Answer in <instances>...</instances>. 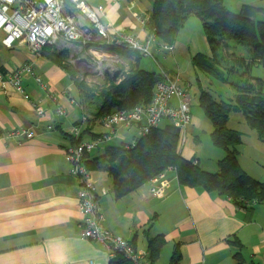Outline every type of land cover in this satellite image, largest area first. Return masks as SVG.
<instances>
[{
  "label": "crops",
  "instance_id": "0c3cea01",
  "mask_svg": "<svg viewBox=\"0 0 264 264\" xmlns=\"http://www.w3.org/2000/svg\"><path fill=\"white\" fill-rule=\"evenodd\" d=\"M86 2L103 5L104 19L112 27L139 39L146 37L138 17L150 10L152 0ZM222 2L233 12L243 5L256 7L255 19L264 21V0ZM189 20L192 17L185 24ZM5 49L11 54L1 62L0 68L9 71L26 62L41 78L44 87L31 76L24 77L22 85L32 99L40 100L44 114L38 115L20 94L0 89V264H89L90 261L109 264L105 247L81 235L79 181L71 174L64 156V149L72 140L69 128L84 114L76 87L63 69L42 56V51L37 55L26 45L17 44ZM162 67L171 74L178 72L176 66ZM151 71L155 70L151 68ZM258 77L264 79V75ZM184 79L180 85L187 90L191 84ZM63 91L67 95H62ZM56 103L65 110L63 116L56 113ZM190 115L186 145L180 154L194 159L202 169L215 172L217 161L226 152L211 143L212 124L192 112ZM87 119L85 126L90 131L82 135L83 140L93 139L104 131L100 118L95 120L87 114ZM227 126L243 133L237 147L239 164L252 177L264 182V142L249 128L241 112L231 113ZM95 127L101 129L95 132ZM22 129H32L35 134L31 138L8 135ZM137 136L135 127H120L110 141L117 140L113 146H120ZM107 142L89 154H102ZM101 146H104L102 152L94 154ZM244 151L251 156L247 165L241 160ZM90 176L98 191L108 190L107 194L98 196V204L104 216L103 226L112 234L143 252L147 251L149 237L164 238L153 264H168L175 247L180 253L179 264H235L236 240L241 244L242 264H264V202L250 201L237 206L216 192L179 184L171 168L164 172L165 186L160 197L154 196L150 184L145 183L116 198L107 173L91 170Z\"/></svg>",
  "mask_w": 264,
  "mask_h": 264
},
{
  "label": "trees",
  "instance_id": "16d2710c",
  "mask_svg": "<svg viewBox=\"0 0 264 264\" xmlns=\"http://www.w3.org/2000/svg\"><path fill=\"white\" fill-rule=\"evenodd\" d=\"M257 12L258 9L250 5H243L238 12H233L224 6L222 0H152L150 10L141 15L146 19L147 37L154 36L160 46L173 45L177 32L188 18H198L211 55L195 54L191 60L192 65L200 72L228 82L235 90L234 99L225 102L216 101L199 86V106L212 124L210 141L226 153L217 161L215 172L202 169L194 159H186L180 154L179 130L168 123L140 136L136 145L129 150L120 146H106L100 155L85 154L84 164L87 169L102 171L111 177L112 192L116 198L129 194L148 183L152 177L171 168L179 184L216 192L230 198L237 206L250 201L264 202V182L243 170L238 161L237 147L242 142L243 133L227 126L229 115L241 112L249 128L256 131L259 140L264 142V79L250 75L252 66L264 67V21L255 19ZM236 45L246 47L247 55L234 52L232 49ZM101 48L130 62L120 76L122 79L118 81V77L106 76L99 87L98 84L89 85L77 75L68 63L67 51L55 53L46 46L41 53L44 58L63 69L74 83L84 112L81 119L84 117L86 122L85 106L96 120L114 110L131 109L138 104L150 103L154 86L160 79L157 71L140 67L143 55L137 50L116 45H103ZM0 71L4 69L0 68ZM236 73H240L237 82L229 81L225 76ZM89 131L86 124L83 134ZM78 141L72 139L71 143ZM163 244L164 238L160 235L148 238L149 264L156 261ZM235 245V264H242L241 244L236 240ZM179 263L180 253L175 247L168 264ZM109 264L132 263L117 254L109 260Z\"/></svg>",
  "mask_w": 264,
  "mask_h": 264
},
{
  "label": "built area",
  "instance_id": "2783aa9c",
  "mask_svg": "<svg viewBox=\"0 0 264 264\" xmlns=\"http://www.w3.org/2000/svg\"><path fill=\"white\" fill-rule=\"evenodd\" d=\"M104 18L103 5L93 6L86 0H0L1 44L8 49L15 44L26 45L32 53L37 55L43 48L50 45H63V49L77 47L81 52L91 56L93 65L97 63L99 73L103 75L108 70H114L112 63L108 61H114V63L120 61L118 55L101 48L103 45L126 47L137 50L143 56L152 57L148 46L154 40V36L146 35L144 39H139L126 34L123 29L112 27L111 23ZM138 19L142 30L146 32V19L141 16ZM86 46L89 47L85 49ZM161 47L169 53L173 51L172 45L162 44ZM104 59L108 62L105 64L108 69L99 63ZM153 60L158 66L155 71L159 73L160 79L154 86L150 103L138 104L131 109L114 110L103 116L100 122L104 131L89 140L82 139L85 129L83 117L78 125H72L68 131L74 141H79L70 143L64 149V156L70 164L71 174L79 181L78 208L82 215L81 235L101 243L110 259L120 254L132 264H149L148 253L138 251L130 242L112 234L103 226L104 216L98 204V196L107 194L108 190H97L91 180L90 170L84 164V156L98 148L102 142L115 137L120 127L137 129V138L120 144L122 149L129 150L136 145L140 136L158 127L164 119L170 120V123L178 128V148H182L186 139V130L191 121L190 96L186 88L180 85L182 77L178 72L171 74L154 58ZM26 76L33 77L36 83L44 87L31 64L25 62L12 70L0 71V89L2 91L10 89L20 94L30 102L37 114L42 116L44 110L40 106V100L32 99L22 85V79ZM62 95H67V91H63ZM55 109L58 115L65 114V110L58 103ZM34 134L35 131L32 129H22L8 135L31 138ZM163 177L164 172L152 177L148 182L150 192L154 196L160 197L163 194L165 186ZM89 264L95 263L90 261Z\"/></svg>",
  "mask_w": 264,
  "mask_h": 264
},
{
  "label": "rangeland",
  "instance_id": "374dc122",
  "mask_svg": "<svg viewBox=\"0 0 264 264\" xmlns=\"http://www.w3.org/2000/svg\"><path fill=\"white\" fill-rule=\"evenodd\" d=\"M192 22L195 23V26L192 25ZM185 25L177 32L175 36V42H174L175 46L174 47L172 46L173 47L172 53L163 50V48L160 46V43H158L157 40H153L150 42L148 46V50L159 65L161 66L166 65L168 68H173L176 66L181 77L183 79L185 78L186 81L188 80L190 82L191 87L187 89V92L190 96V102H189L190 112H192V114L194 115L201 116L206 123H210V121L204 116L203 111L198 103V97H199L198 86L200 85L204 90L209 92V94L216 101H225V102H229L234 99L235 90L231 87V85L228 82L221 81L218 78L212 77L194 68L191 61L192 57L197 53L204 55H211V50L208 46L206 36L202 30L201 22L198 18L193 16L192 20H189ZM47 47H50L52 52L55 53H58L63 50L67 51L69 53L68 63L72 65L77 75L79 77L84 78L85 81L89 83V85L98 84V87L99 85H102L104 83L106 76L111 78L118 77L117 78L118 81L122 79L123 77L120 76L123 74V70H127L130 62L128 59L118 55V58L120 59L119 62L114 63V61L112 62L108 61L109 63H112L113 65L112 69L114 70L113 71L108 70L106 71V74L103 75V73H99L98 64L96 63L95 65H93V59L91 58V56L81 52L79 48L69 47L63 49V45L61 46L50 45ZM232 50L236 52L238 55H243V56L247 55V49L244 46L236 45L235 49ZM10 54L11 52L9 50H6L4 47H2L0 43V64L2 61L9 59ZM152 57L142 56L140 59V67L145 70H151V68L153 70H157L158 66L156 65ZM89 62L91 64H89ZM108 62L107 60L104 59L99 63L103 65L104 68H106L105 64H107ZM257 67L259 66H252L250 70L251 76L258 77L259 74L264 75V68H262L261 66L259 68ZM225 76L228 77L229 81L237 82L238 80H240V73H236L229 76L225 74ZM84 111L86 114L92 115L89 112V110L86 108V106ZM234 117H238V116H234ZM170 122H171L170 120L164 119L160 122L159 126H163L164 124H168ZM238 127L239 129L242 128L241 126ZM203 128H204V124H203ZM100 129H101L100 127H95L94 131L98 132ZM118 142L119 141L117 140H111V141L109 140L106 145L113 146ZM185 145H186V139L182 148L183 147L185 148ZM103 147L104 146H101V148L95 150L93 153L94 154L101 153ZM206 154L207 151L206 150L203 151L204 157L206 156ZM250 157L251 156L249 152L244 151L243 155H241V160L242 162H244V164L247 165V162L249 161Z\"/></svg>",
  "mask_w": 264,
  "mask_h": 264
}]
</instances>
